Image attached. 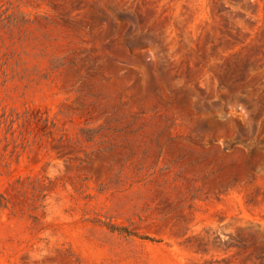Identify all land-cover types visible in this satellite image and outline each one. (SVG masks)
Returning a JSON list of instances; mask_svg holds the SVG:
<instances>
[{
	"label": "rangeland",
	"instance_id": "rangeland-1",
	"mask_svg": "<svg viewBox=\"0 0 264 264\" xmlns=\"http://www.w3.org/2000/svg\"><path fill=\"white\" fill-rule=\"evenodd\" d=\"M0 264H264V0H0Z\"/></svg>",
	"mask_w": 264,
	"mask_h": 264
},
{
	"label": "trees",
	"instance_id": "trees-1",
	"mask_svg": "<svg viewBox=\"0 0 264 264\" xmlns=\"http://www.w3.org/2000/svg\"><path fill=\"white\" fill-rule=\"evenodd\" d=\"M111 230L120 232V233H122V234H124V235H126L128 237H136V238H139V237H137V235H135L131 231H128L127 229H124V228H121V227H117V229L115 227H112ZM139 239L144 240V241L155 242L153 239H151L149 237H141Z\"/></svg>",
	"mask_w": 264,
	"mask_h": 264
}]
</instances>
